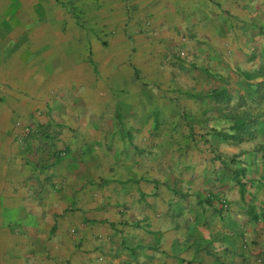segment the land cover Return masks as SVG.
Masks as SVG:
<instances>
[{
    "label": "rangeland",
    "instance_id": "1",
    "mask_svg": "<svg viewBox=\"0 0 264 264\" xmlns=\"http://www.w3.org/2000/svg\"><path fill=\"white\" fill-rule=\"evenodd\" d=\"M8 1L0 243L31 264H264V0H120L104 25L98 0Z\"/></svg>",
    "mask_w": 264,
    "mask_h": 264
},
{
    "label": "crops",
    "instance_id": "2",
    "mask_svg": "<svg viewBox=\"0 0 264 264\" xmlns=\"http://www.w3.org/2000/svg\"><path fill=\"white\" fill-rule=\"evenodd\" d=\"M120 0H98L100 6L101 12V21L98 23L99 25H104L108 22H111L115 17V10L114 6L115 3ZM2 3H11L10 1L7 2V0H1ZM146 2H150V0H146ZM77 3L80 4V6L83 5L84 0H77ZM104 13L106 17L104 16ZM30 21V20H29ZM46 21V19H45ZM48 24H44L42 26H39V28H48L51 26V23L47 21ZM3 237L5 239L8 238V234L5 232V229H0V238ZM29 241L25 238H21L18 242V248L8 247V244H5L3 242L0 243V264H31L34 257L32 256L30 250L31 243H28ZM4 252L6 254H4ZM8 252H13V255H10ZM22 254H15L14 253H20ZM33 257V258H32Z\"/></svg>",
    "mask_w": 264,
    "mask_h": 264
},
{
    "label": "trees",
    "instance_id": "3",
    "mask_svg": "<svg viewBox=\"0 0 264 264\" xmlns=\"http://www.w3.org/2000/svg\"><path fill=\"white\" fill-rule=\"evenodd\" d=\"M94 70L96 71V66L94 65ZM246 125H248V123H246L245 121H243V119H238V120H236V122H235V126L238 128V129H240V133H239V135H233L232 136V138L234 139V140H241V137H242V135L244 134V132H245V129H246ZM30 131V130H29ZM46 136L47 137H49V134L48 133H46ZM240 142V141H239ZM112 226H114V223H110Z\"/></svg>",
    "mask_w": 264,
    "mask_h": 264
}]
</instances>
